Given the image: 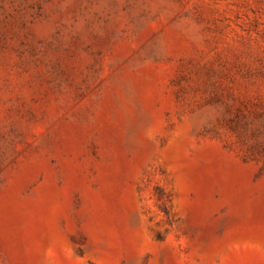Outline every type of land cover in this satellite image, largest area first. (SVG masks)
Returning <instances> with one entry per match:
<instances>
[{
  "label": "rangeland",
  "instance_id": "1",
  "mask_svg": "<svg viewBox=\"0 0 264 264\" xmlns=\"http://www.w3.org/2000/svg\"><path fill=\"white\" fill-rule=\"evenodd\" d=\"M0 264H264V0H0Z\"/></svg>",
  "mask_w": 264,
  "mask_h": 264
}]
</instances>
